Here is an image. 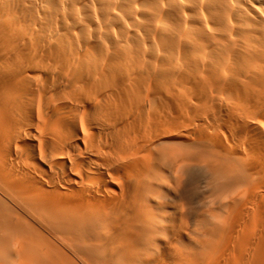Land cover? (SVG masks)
Instances as JSON below:
<instances>
[{
	"label": "bare ground",
	"instance_id": "obj_1",
	"mask_svg": "<svg viewBox=\"0 0 264 264\" xmlns=\"http://www.w3.org/2000/svg\"><path fill=\"white\" fill-rule=\"evenodd\" d=\"M0 264H264V0H0Z\"/></svg>",
	"mask_w": 264,
	"mask_h": 264
},
{
	"label": "rangeland",
	"instance_id": "obj_2",
	"mask_svg": "<svg viewBox=\"0 0 264 264\" xmlns=\"http://www.w3.org/2000/svg\"><path fill=\"white\" fill-rule=\"evenodd\" d=\"M199 190H200V188H199Z\"/></svg>",
	"mask_w": 264,
	"mask_h": 264
}]
</instances>
